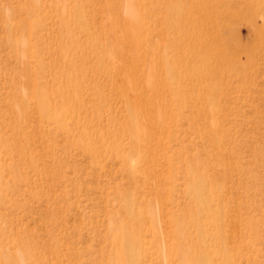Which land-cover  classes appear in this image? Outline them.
I'll list each match as a JSON object with an SVG mask.
<instances>
[{
	"label": "rangeland",
	"instance_id": "obj_1",
	"mask_svg": "<svg viewBox=\"0 0 264 264\" xmlns=\"http://www.w3.org/2000/svg\"><path fill=\"white\" fill-rule=\"evenodd\" d=\"M201 1L206 9L188 0H140L135 10L144 17V48L135 63L146 78L145 101L153 60L161 109L179 114L159 136L155 166L166 183L160 198L152 190L156 179L139 168L142 141L135 130L147 119L128 109L137 94H124L122 77L109 78L97 63L106 58L108 29L127 16L128 1L0 0V264H112L128 193L148 215L140 228L143 264H178L169 261L167 244L174 240L165 221L189 212L187 164L195 180L205 179L213 209L219 200L224 207L212 220L197 214L201 227L185 226L192 245L202 230V249L211 253L206 263L264 264V4ZM76 13L83 26L69 25L76 43L62 48L60 22ZM205 22L231 61L190 75L188 35L195 30V42L205 44ZM71 57L78 84L67 87L62 74ZM167 64L176 92L164 81ZM62 90L70 101L59 124ZM43 94L45 108L37 104ZM215 124L218 145L207 134ZM220 245L230 260L221 259Z\"/></svg>",
	"mask_w": 264,
	"mask_h": 264
},
{
	"label": "bare ground",
	"instance_id": "obj_2",
	"mask_svg": "<svg viewBox=\"0 0 264 264\" xmlns=\"http://www.w3.org/2000/svg\"><path fill=\"white\" fill-rule=\"evenodd\" d=\"M127 1L129 3L127 16L121 21H114L111 26L112 28L108 29V39L110 41V45L109 47H106L104 51L106 58H104L103 56L100 57L97 63L98 67L102 69L109 78L112 79L115 75H120L122 77V92L124 94L129 90H132L137 94V99L134 103L130 105L128 104V109L134 116L143 115L147 119L146 123L137 126L135 130L137 137L142 141V145L140 148L141 157L139 168L146 166L143 167V170L148 175H152L156 179L155 186L152 188V190L156 195L160 197L162 191L165 189L166 183L164 184V174L158 171L157 165L155 166L159 155V136L161 131L166 128L167 123L176 122L179 114L163 112V110L161 109V102L159 98V85L161 84V79L155 71L156 69L154 67L153 60L150 63L148 71V86L151 91V97L147 100V102L145 101L146 78L145 76H142V72H138L135 63L136 60L142 57L141 53L143 52L144 48V17L143 15L135 13L136 7L138 6L140 0ZM188 1L196 2L200 4L202 8L204 7L206 9L205 2H202L201 0ZM252 3L258 5L260 4V6L264 4L262 0H252ZM179 9L180 8H178L177 5L173 6L172 14L175 15L173 18L175 19L174 21H176L174 25L175 29L181 32L184 25L179 23V21L177 20V17L179 16ZM262 15L264 18V12ZM70 19L72 21L66 19L63 15V19L60 22V45L62 48H65L64 45L67 47H71L76 43L75 40L71 38V35H69L71 32L69 25H75L81 28L83 26L81 24V16L79 13L74 14ZM212 27L213 25H206L205 22L204 30L205 35L207 36L205 44L195 42L197 40V37L199 36V33L195 32V30H191L189 32V56L187 58V67L189 68V70L187 71L188 73H190V75H207L212 70H214V65L217 68L218 63L220 64V67L227 64L230 60L223 52V48H221L222 40L219 39L216 35L215 27H213L214 29ZM227 46L228 50L233 49V46L229 44H227ZM23 47L24 50H26V41L23 42ZM200 54L202 56H200ZM113 57H118L121 60L122 63L120 66L117 67L112 64L111 60L113 59ZM211 60L213 64H211ZM76 63L77 61L74 59V57L67 59L65 70L62 74V79L67 87L70 86V82H77L78 84V80L73 78L72 75V70L76 67ZM204 64H209L212 68H208L209 66L206 67ZM164 81L166 85H169V90L171 89V91L176 92V90L179 89V85L175 86V75L173 73V70H171L169 64H167ZM214 84L213 86H209V89H215ZM32 92L34 94L33 89ZM62 93V104L59 106V108L56 109L57 112H55L54 115L59 124H61L63 116L66 114V111L62 108L64 104L68 106L70 101L67 97L68 93L65 90H62ZM208 102L212 105L213 108H217L218 104L213 97H210ZM37 104L41 108L46 107L47 103L46 99L44 98V94L38 97ZM215 125L216 126L214 128H208L207 134L209 135L210 140L215 145H218L219 125ZM126 131L130 133L131 129H127ZM120 157L122 159L124 167H126V158L123 155ZM127 171L130 177L134 176L135 171ZM186 174L189 181L187 188V197L190 203V207L188 210L189 212H184V214L182 215L173 214L171 219L165 221V223L170 226L169 237L174 240L173 242H169L167 244L169 261L173 260V258H176L178 259V264H208L206 263V261L210 258L211 253L205 252L204 249H202L204 243H206L205 233L202 230H199L197 234V246H193L188 234L186 233L185 226L189 224H197L198 227H201L197 214H204L210 217V219L212 220L213 218H218L221 214H224V207L221 201L218 199L219 203L216 204L218 205V207H216V209H213V205L211 204V196L205 189V179L195 180V175L190 164L186 165ZM219 191V187H216V189L214 190V192ZM137 206L138 203L133 198V195L131 193H128L122 202L124 216L119 221V232L117 234V237L114 238L118 248L112 254V264H143L146 252L144 250L142 241L140 240V228L142 226V217L147 216L148 218V215L146 209L140 211ZM150 219L151 216H149V220ZM148 228L153 231L152 225L148 226ZM218 251H220L219 254L221 255V259H223L224 261L230 260L229 254L227 253L224 245H220ZM222 264H225V262H222Z\"/></svg>",
	"mask_w": 264,
	"mask_h": 264
}]
</instances>
